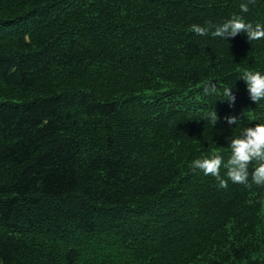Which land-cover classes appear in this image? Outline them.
<instances>
[{
	"label": "trees",
	"instance_id": "obj_1",
	"mask_svg": "<svg viewBox=\"0 0 264 264\" xmlns=\"http://www.w3.org/2000/svg\"><path fill=\"white\" fill-rule=\"evenodd\" d=\"M233 14L264 0H0V264H264V186L191 170L264 123V39L190 29Z\"/></svg>",
	"mask_w": 264,
	"mask_h": 264
},
{
	"label": "clouds",
	"instance_id": "obj_2",
	"mask_svg": "<svg viewBox=\"0 0 264 264\" xmlns=\"http://www.w3.org/2000/svg\"><path fill=\"white\" fill-rule=\"evenodd\" d=\"M252 0H249L251 3ZM240 12L249 11L248 3L240 4ZM190 29L197 35H211L213 38L228 40L229 37H235L237 34H246L247 40L257 41L264 39V25L260 23L253 24L246 22L244 17L233 14L230 18L221 23L207 21L204 25L192 24ZM240 78L246 83L250 99L258 104L264 100V74L260 71L245 69L240 73ZM205 95H220L230 106H234L236 96L231 87L218 85L216 81L209 80L203 86ZM218 115L214 112L211 115L213 125L218 121ZM228 125H236L239 117L228 115L224 118ZM228 157L219 153L210 156H202L191 162L193 172L200 170L205 176L211 175L217 181L219 188H227L228 183L241 184L251 188L252 185L264 186V123H256L254 127L243 128L239 135L228 139ZM255 165L251 172L249 166ZM225 174L221 175V169Z\"/></svg>",
	"mask_w": 264,
	"mask_h": 264
}]
</instances>
